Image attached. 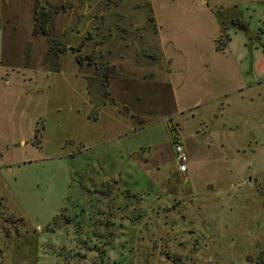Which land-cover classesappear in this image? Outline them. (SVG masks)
Here are the masks:
<instances>
[{
    "label": "rangeland",
    "instance_id": "obj_1",
    "mask_svg": "<svg viewBox=\"0 0 264 264\" xmlns=\"http://www.w3.org/2000/svg\"><path fill=\"white\" fill-rule=\"evenodd\" d=\"M39 1L0 0V264H264V0Z\"/></svg>",
    "mask_w": 264,
    "mask_h": 264
},
{
    "label": "built area",
    "instance_id": "obj_2",
    "mask_svg": "<svg viewBox=\"0 0 264 264\" xmlns=\"http://www.w3.org/2000/svg\"><path fill=\"white\" fill-rule=\"evenodd\" d=\"M173 148L176 155V164L178 171H185L186 170V161H187V154L184 151L182 143L178 139L173 140Z\"/></svg>",
    "mask_w": 264,
    "mask_h": 264
},
{
    "label": "trees",
    "instance_id": "obj_3",
    "mask_svg": "<svg viewBox=\"0 0 264 264\" xmlns=\"http://www.w3.org/2000/svg\"><path fill=\"white\" fill-rule=\"evenodd\" d=\"M39 8L42 10L43 8H44V6H38L37 7V9L35 10V16H34V18H35V22H34V25H35V30H38V29H40L41 27V24L37 21V13L39 12ZM40 17H41V14H42V11H40ZM79 60H81L80 58H79Z\"/></svg>",
    "mask_w": 264,
    "mask_h": 264
},
{
    "label": "water",
    "instance_id": "obj_4",
    "mask_svg": "<svg viewBox=\"0 0 264 264\" xmlns=\"http://www.w3.org/2000/svg\"><path fill=\"white\" fill-rule=\"evenodd\" d=\"M40 5H45L46 4V0H40Z\"/></svg>",
    "mask_w": 264,
    "mask_h": 264
},
{
    "label": "crops",
    "instance_id": "obj_5",
    "mask_svg": "<svg viewBox=\"0 0 264 264\" xmlns=\"http://www.w3.org/2000/svg\"><path fill=\"white\" fill-rule=\"evenodd\" d=\"M228 27V26H227ZM227 27L225 28V30L227 29ZM227 33V32H226ZM227 38H228V33H227Z\"/></svg>",
    "mask_w": 264,
    "mask_h": 264
}]
</instances>
